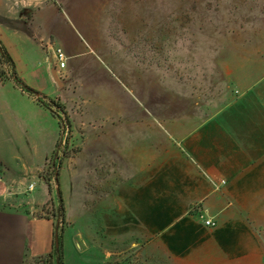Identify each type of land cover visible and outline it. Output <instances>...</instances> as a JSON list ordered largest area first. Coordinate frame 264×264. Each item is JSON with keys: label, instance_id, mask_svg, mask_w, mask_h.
Masks as SVG:
<instances>
[{"label": "crops", "instance_id": "1", "mask_svg": "<svg viewBox=\"0 0 264 264\" xmlns=\"http://www.w3.org/2000/svg\"><path fill=\"white\" fill-rule=\"evenodd\" d=\"M63 1L0 0V44L22 66L20 80L64 108L75 156L88 151L83 184L103 186L109 200L102 232L114 242L130 235V255L105 249L101 264L128 256L132 264H264V55H235L218 102H160L148 74L129 89L121 82L91 43V15ZM86 89L111 106L99 107L97 124L76 125L74 105L97 110ZM122 93L127 104H115ZM14 96L31 115L7 121L11 113L0 110V158L15 163L0 174V264H29L52 248L53 220L34 212L49 201L40 145L52 146L59 123L20 89Z\"/></svg>", "mask_w": 264, "mask_h": 264}, {"label": "rangeland", "instance_id": "2", "mask_svg": "<svg viewBox=\"0 0 264 264\" xmlns=\"http://www.w3.org/2000/svg\"><path fill=\"white\" fill-rule=\"evenodd\" d=\"M62 5L75 10L82 8L89 13L94 22L91 43L98 44L101 57L112 71L122 75L119 79L128 89L130 81L136 82L148 74L149 80L154 82L152 88L156 100L160 102L166 97L174 104L186 100L194 104L212 103L214 99L218 102L216 100L228 90L227 70L235 55H264V0H64ZM50 53L45 51L47 57ZM19 70L22 66L17 64L16 68L8 50L0 44V110L11 113L7 121L19 113L20 118L31 115L29 105L25 106L14 96L18 87L13 78L16 76L20 80ZM89 79L93 81L95 76ZM26 82L29 85L38 83L34 80ZM84 95L86 103L97 110L86 111L80 104L74 105L75 123L85 120L87 126L97 124L99 107L111 104L105 98L101 99L94 89H86ZM122 95L123 99L117 98L115 104H127L128 95ZM82 116L86 117L82 119ZM67 120L69 128L64 126L63 133L58 124V137L52 146L40 145L48 159H45L41 177L49 183V190L48 187L46 190L49 201L34 214L52 217L59 197L63 207L66 205L65 228L61 233L63 264H101L105 249L114 247L130 255V235L114 242L102 232L101 221L104 213L108 214L105 207L109 200L102 193L103 186L93 188L92 183L83 184L85 178L81 175L89 161V153L85 151L83 157L75 156L80 147L69 141L68 117ZM24 141L30 149L29 136L24 138L23 144ZM54 151L56 157L52 159ZM4 156L8 157L7 154ZM9 162L0 158V174L15 168L14 161ZM90 180L93 177L87 179ZM72 189L84 198L79 204L70 196ZM29 264L49 263L43 257L34 258ZM110 264L132 263L128 256L121 263Z\"/></svg>", "mask_w": 264, "mask_h": 264}, {"label": "trees", "instance_id": "3", "mask_svg": "<svg viewBox=\"0 0 264 264\" xmlns=\"http://www.w3.org/2000/svg\"><path fill=\"white\" fill-rule=\"evenodd\" d=\"M14 84L18 87L22 92H24L29 97L35 99L36 103L40 106L46 108L50 111V113L57 117L59 126H67L69 128V123L67 120V116H65V112L63 107L58 103L55 99H50L43 94L27 87L21 80H19L16 76L13 78ZM60 113V114H59ZM62 115L63 118L60 117ZM58 143H56L55 148H57ZM66 155V154H65ZM56 157V151L53 152L51 158L54 159ZM48 161V159H46ZM52 170L54 173V180L57 182V171L54 167V163L52 161ZM49 190V183L44 180ZM44 218L53 220V237H52V248L51 252L45 256H41L38 258H45L49 264H63L62 263V238L61 233L65 228V220H64V207L62 201L59 197L58 207L55 214L52 217L44 216Z\"/></svg>", "mask_w": 264, "mask_h": 264}, {"label": "built area", "instance_id": "4", "mask_svg": "<svg viewBox=\"0 0 264 264\" xmlns=\"http://www.w3.org/2000/svg\"><path fill=\"white\" fill-rule=\"evenodd\" d=\"M54 56H55V59L56 61L59 62V67H63L64 66V60H65V57H64V54L63 52L61 51V49H56L54 51ZM66 127V126H65ZM63 125L61 126V132L63 133L64 131V128H65ZM224 182L222 181L221 184H223ZM32 185H29V188H31ZM205 224V226H209V227H214L215 226V223L212 222L211 220H204L203 222Z\"/></svg>", "mask_w": 264, "mask_h": 264}]
</instances>
